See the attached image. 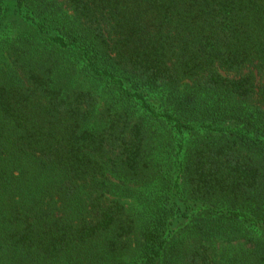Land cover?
<instances>
[{
    "label": "trees",
    "instance_id": "obj_1",
    "mask_svg": "<svg viewBox=\"0 0 264 264\" xmlns=\"http://www.w3.org/2000/svg\"><path fill=\"white\" fill-rule=\"evenodd\" d=\"M0 264H264V0H0Z\"/></svg>",
    "mask_w": 264,
    "mask_h": 264
}]
</instances>
